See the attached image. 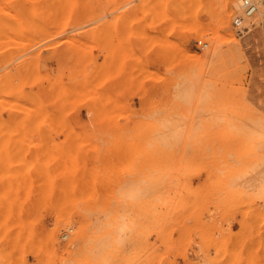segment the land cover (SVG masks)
I'll list each match as a JSON object with an SVG mask.
<instances>
[{
	"label": "rangeland",
	"instance_id": "1",
	"mask_svg": "<svg viewBox=\"0 0 264 264\" xmlns=\"http://www.w3.org/2000/svg\"><path fill=\"white\" fill-rule=\"evenodd\" d=\"M254 1L0 0V264H264Z\"/></svg>",
	"mask_w": 264,
	"mask_h": 264
},
{
	"label": "built area",
	"instance_id": "2",
	"mask_svg": "<svg viewBox=\"0 0 264 264\" xmlns=\"http://www.w3.org/2000/svg\"><path fill=\"white\" fill-rule=\"evenodd\" d=\"M243 15L236 16L234 18V26L238 28L240 35H244L248 32L249 28L245 25L244 20L246 17H252L258 11V4L254 0H242ZM201 44L203 41H199Z\"/></svg>",
	"mask_w": 264,
	"mask_h": 264
},
{
	"label": "bare ground",
	"instance_id": "3",
	"mask_svg": "<svg viewBox=\"0 0 264 264\" xmlns=\"http://www.w3.org/2000/svg\"><path fill=\"white\" fill-rule=\"evenodd\" d=\"M259 3H261V1H260ZM233 4H235V3H233ZM227 5H228V4H227ZM241 5H242V0H239V2L235 4V6H237V8L239 7V8L242 9ZM258 7H259V5H258ZM258 9H259V8H258ZM257 12H258V11H257ZM257 12H256V13H257ZM261 12H262V11H261ZM226 18H227V20H229V19H230V18H229V15H228ZM4 124H5V123H4ZM258 165H259V164H258ZM260 166H262L261 168H263V169H262L263 171H261V170H260L261 168L259 167V170H260L261 172H258V173H259V174H260V173L262 174V173H264V163H262Z\"/></svg>",
	"mask_w": 264,
	"mask_h": 264
}]
</instances>
